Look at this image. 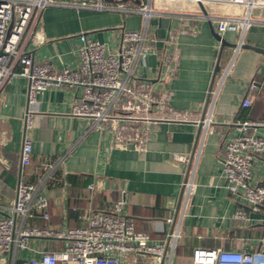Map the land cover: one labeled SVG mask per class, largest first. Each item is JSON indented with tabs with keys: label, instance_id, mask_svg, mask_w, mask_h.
Here are the masks:
<instances>
[{
	"label": "crops",
	"instance_id": "1",
	"mask_svg": "<svg viewBox=\"0 0 264 264\" xmlns=\"http://www.w3.org/2000/svg\"><path fill=\"white\" fill-rule=\"evenodd\" d=\"M132 3L149 5L155 12L148 20L155 54L145 67H138L136 80L153 83L159 98L167 94L161 108L153 107L149 122L129 126L126 135L134 137L138 131L141 147L119 145L108 125L93 127L90 121L72 116L75 92L52 85L37 96L29 131L31 164L21 168L27 81L10 78L0 85V203L14 196L19 179L33 182L42 164L62 159L56 181L45 188L53 226H77L80 213L124 200L125 216L151 240L160 241L166 231L178 228L173 264H190L197 248L264 250V207L254 212L244 200L230 196L221 165L225 143L236 135V127L228 122L264 119V55L226 48L213 80L219 42L212 32L221 18L246 16V5L194 0ZM250 15L254 23L243 34L223 37L264 48V8H252ZM142 22L139 14L47 7L33 19L34 27L30 25L32 32L41 29L40 41L33 42L29 31L20 49L36 63L74 69L81 34L116 50L120 31L140 30ZM251 81L256 84L251 105L241 109ZM207 121L210 125L205 128ZM258 133L264 135V129ZM186 181L192 192L185 201L182 184ZM258 181H264V157L253 163L252 182ZM238 209L248 214L253 225L232 218ZM168 218L172 223L166 222Z\"/></svg>",
	"mask_w": 264,
	"mask_h": 264
},
{
	"label": "built area",
	"instance_id": "2",
	"mask_svg": "<svg viewBox=\"0 0 264 264\" xmlns=\"http://www.w3.org/2000/svg\"><path fill=\"white\" fill-rule=\"evenodd\" d=\"M133 1L0 0V85L13 77L27 81L25 134L19 152L21 168L31 164L33 151L29 131L37 96L52 85L75 92L72 116L90 121L93 127L108 125L119 145L141 147L143 139L138 131L133 132L134 137L126 135L129 126L140 120L149 122L153 107L161 108L167 94L159 98L153 83L136 80L138 67H145L149 56L155 54V40L148 35V20L155 12L149 5L140 3L137 6ZM194 1L246 5V16L217 21L216 32L221 36L238 31L243 34L254 23L251 9L264 8V0ZM47 7L139 14L143 22L140 30L120 31L116 50L81 34L76 68L56 70L50 62H34L20 49L29 31L33 42L40 41L41 29L36 27L32 32L30 27L35 16ZM241 44L238 43L237 49ZM247 86L241 109L250 107L251 94L256 88L254 81ZM228 123L236 127V135L225 143L221 159L225 188L230 196L241 198L257 212L264 207V181L252 182V168L255 159L264 157V135L258 133V129H264V119L235 118ZM203 125L207 128L210 123L207 121ZM61 160L42 164L33 182L19 179L14 196L0 203V264H173L180 238L178 228L166 231L160 241L151 240L147 233L137 231L136 225L125 216L124 200L108 208L80 213L77 226L51 225L45 188L56 181ZM191 192V183L184 182L182 196L185 201ZM232 218L247 225L254 223L242 209L235 211ZM166 222L172 223V219ZM32 242L44 246L33 247ZM190 264H264V251L197 248L192 252Z\"/></svg>",
	"mask_w": 264,
	"mask_h": 264
},
{
	"label": "water",
	"instance_id": "3",
	"mask_svg": "<svg viewBox=\"0 0 264 264\" xmlns=\"http://www.w3.org/2000/svg\"><path fill=\"white\" fill-rule=\"evenodd\" d=\"M107 1H110V0H107ZM212 35H213V37H215V40L217 42H219L218 57H217V61H216V64H215L214 71H213V80H214V78L220 72V60H221L223 51H225L224 49L228 48V49H232V51H233V50H235L238 47V44L237 43H233V42L232 43L231 42H227L226 39L223 36L218 34V32H214L213 31ZM239 48L242 49V50H250V51L256 52L258 54L264 55V48L251 46L249 44H241ZM213 80H212V83H213ZM207 104L208 103L206 102L205 107L207 106ZM198 127H199V131H198V135H199L200 131H201V128H202V122H200Z\"/></svg>",
	"mask_w": 264,
	"mask_h": 264
},
{
	"label": "rangeland",
	"instance_id": "4",
	"mask_svg": "<svg viewBox=\"0 0 264 264\" xmlns=\"http://www.w3.org/2000/svg\"><path fill=\"white\" fill-rule=\"evenodd\" d=\"M262 251H264V250H262Z\"/></svg>",
	"mask_w": 264,
	"mask_h": 264
}]
</instances>
